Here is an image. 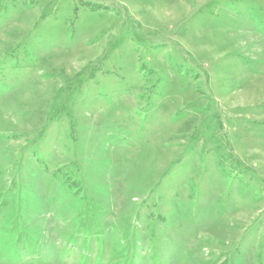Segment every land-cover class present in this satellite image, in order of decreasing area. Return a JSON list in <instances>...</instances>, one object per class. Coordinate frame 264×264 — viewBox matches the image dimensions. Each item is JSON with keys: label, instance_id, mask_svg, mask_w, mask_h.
Here are the masks:
<instances>
[{"label": "rangeland", "instance_id": "rangeland-1", "mask_svg": "<svg viewBox=\"0 0 264 264\" xmlns=\"http://www.w3.org/2000/svg\"><path fill=\"white\" fill-rule=\"evenodd\" d=\"M225 3L0 0V264H264V33Z\"/></svg>", "mask_w": 264, "mask_h": 264}, {"label": "trees", "instance_id": "trees-1", "mask_svg": "<svg viewBox=\"0 0 264 264\" xmlns=\"http://www.w3.org/2000/svg\"><path fill=\"white\" fill-rule=\"evenodd\" d=\"M223 1L226 2L225 5H227V3L229 4V7H231L233 9V12L238 19L243 20L245 22L249 21V23H250L249 29L250 30H255L258 27V29L261 28L260 30L261 31L263 30V33H264V7L262 5H259V4L252 2L248 5H246L245 7L237 8L234 4V3H236V1H234V0H223ZM242 1H244V0H238L239 3ZM243 3L246 4L247 2H243ZM89 7H91V6H89ZM91 11H96V8L91 7ZM223 19L226 22H233V20L236 18H229V17L225 16ZM211 24H205V26L206 25L211 26ZM251 67L253 68V65H251ZM2 204H5V203H2ZM5 206L7 207L6 204H5ZM85 219H86V217H85ZM83 223H86V224H84L85 227L83 228V231L86 230L87 234H89L88 229H90L92 227V222H89V220H85V221H83ZM81 230L82 229H80V231ZM11 233L14 234V236L17 238L16 239V245L20 244L21 246H25L28 249L32 248L33 249L32 251L34 253L37 251L38 246L36 245V242L33 239L31 240L28 236H26L22 232L17 231V228L15 229V227L11 229ZM70 239H72V241H75L78 239V236L73 234ZM87 241L88 240H86L85 242L88 243ZM85 242H84V244L79 243L78 247L81 249L83 247H85L84 246ZM73 244H75V243H73ZM73 248H75V247H73ZM79 248H77V249L79 250ZM83 249H85V248H83ZM86 249H88V248L86 247ZM154 255H155V253H154ZM34 256L38 257L35 254H34ZM99 256L100 257L97 260L98 256H96V255L92 256L91 254H89V252H87V253H80V255L78 256V259L80 261H83L84 262L83 264H90L91 262L96 263V260H97V263L99 264L105 258V254L103 252H101V254ZM122 258L123 257H120L118 260H120ZM39 262H41V261H39Z\"/></svg>", "mask_w": 264, "mask_h": 264}]
</instances>
